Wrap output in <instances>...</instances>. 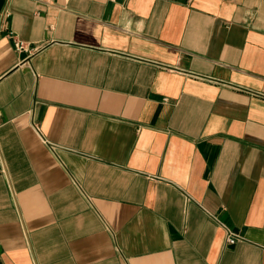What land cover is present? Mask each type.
Here are the masks:
<instances>
[{
    "label": "crops",
    "instance_id": "obj_1",
    "mask_svg": "<svg viewBox=\"0 0 264 264\" xmlns=\"http://www.w3.org/2000/svg\"><path fill=\"white\" fill-rule=\"evenodd\" d=\"M0 264H264V0H0Z\"/></svg>",
    "mask_w": 264,
    "mask_h": 264
},
{
    "label": "built area",
    "instance_id": "obj_2",
    "mask_svg": "<svg viewBox=\"0 0 264 264\" xmlns=\"http://www.w3.org/2000/svg\"><path fill=\"white\" fill-rule=\"evenodd\" d=\"M14 45H15V49L17 51H21L25 47V42L22 41V40H16L15 43H14ZM34 129L37 132V134L41 137V139L46 142V140L43 137V135H42V133H41V131H40V129H39V127H38L37 124H34ZM51 147H52V149H54V146L53 145H51ZM224 228H225V231H226V239H227V242L228 243L233 244L237 240L240 239V236H238L236 233H234L230 228H228L226 226H224Z\"/></svg>",
    "mask_w": 264,
    "mask_h": 264
}]
</instances>
